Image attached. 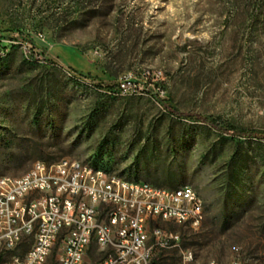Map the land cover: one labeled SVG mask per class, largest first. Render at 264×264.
<instances>
[{
    "label": "rangeland",
    "instance_id": "1",
    "mask_svg": "<svg viewBox=\"0 0 264 264\" xmlns=\"http://www.w3.org/2000/svg\"><path fill=\"white\" fill-rule=\"evenodd\" d=\"M2 45L0 177L68 158L190 186L202 226L161 224L154 264H264V139L194 118L264 133V0H0Z\"/></svg>",
    "mask_w": 264,
    "mask_h": 264
},
{
    "label": "built area",
    "instance_id": "2",
    "mask_svg": "<svg viewBox=\"0 0 264 264\" xmlns=\"http://www.w3.org/2000/svg\"><path fill=\"white\" fill-rule=\"evenodd\" d=\"M3 46L0 55H7ZM119 90H130L128 78L119 82ZM0 217V262L6 264L49 259L52 264H150L155 251L179 241L161 224L198 231L204 214L186 186L176 195L150 184L139 189L63 158L35 161L21 176L0 178ZM107 225H115V232H107ZM91 240H99V248H92ZM140 247H147V254H140Z\"/></svg>",
    "mask_w": 264,
    "mask_h": 264
},
{
    "label": "bare ground",
    "instance_id": "3",
    "mask_svg": "<svg viewBox=\"0 0 264 264\" xmlns=\"http://www.w3.org/2000/svg\"><path fill=\"white\" fill-rule=\"evenodd\" d=\"M3 55H0V58ZM46 163V162H45ZM68 164H76V167L78 168H82V169H87L89 170L90 173H102V174H110V173H106L104 170H102L101 168L98 167H93L91 165L88 164H84L81 163L77 160H73V159H68ZM110 177L112 180H114V182H128V183H133V186L139 188V189H147V184L146 183H142V182H131V181H126L116 175L110 174ZM0 178H5L4 177H0ZM182 189H184V186L178 187V188H167V193L168 195H176V194H180L182 193ZM186 189L189 190V196H191V198L193 200H195L196 203V207L199 210V212H202L204 214V206H203V202L201 200V198L199 197V195L196 193V191L190 187V186H186ZM0 224H4V217H0ZM107 232H115V225H107ZM177 242H173L170 244V246L175 245ZM91 247L94 248H99V240H91ZM140 254H147V247H140ZM214 261L209 262L208 264H212ZM0 264H6L5 262H0Z\"/></svg>",
    "mask_w": 264,
    "mask_h": 264
},
{
    "label": "trees",
    "instance_id": "4",
    "mask_svg": "<svg viewBox=\"0 0 264 264\" xmlns=\"http://www.w3.org/2000/svg\"><path fill=\"white\" fill-rule=\"evenodd\" d=\"M3 48H6V46H3ZM178 116L179 117H189L188 115H178ZM194 118H195L196 121L204 124L205 126L210 128L211 130H213V131H215V132H217L219 134L233 135V136H236V137H239V138H241V137H254V138H258V139H264V133L260 134V133H251V132L244 131V130H236V131H234V130H229V129H222V128L218 127L212 120L208 119L205 116L196 115ZM153 186L160 187V186H157V185H153ZM160 188L167 189V188H164V187H160ZM150 264H154V262L151 260Z\"/></svg>",
    "mask_w": 264,
    "mask_h": 264
}]
</instances>
